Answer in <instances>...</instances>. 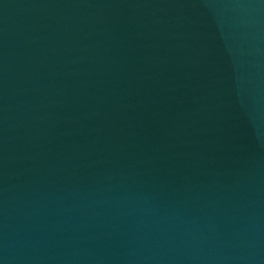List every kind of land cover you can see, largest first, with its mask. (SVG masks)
I'll return each mask as SVG.
<instances>
[{"label": "water", "instance_id": "95a60500", "mask_svg": "<svg viewBox=\"0 0 264 264\" xmlns=\"http://www.w3.org/2000/svg\"><path fill=\"white\" fill-rule=\"evenodd\" d=\"M0 264H264V0H0Z\"/></svg>", "mask_w": 264, "mask_h": 264}]
</instances>
